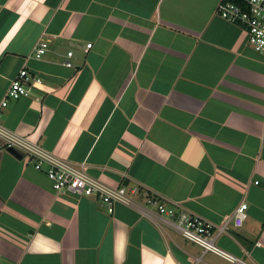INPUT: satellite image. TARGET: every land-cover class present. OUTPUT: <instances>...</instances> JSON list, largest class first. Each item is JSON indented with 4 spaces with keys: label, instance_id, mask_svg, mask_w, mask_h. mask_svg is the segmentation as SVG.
Here are the masks:
<instances>
[{
    "label": "crops",
    "instance_id": "0c3cea01",
    "mask_svg": "<svg viewBox=\"0 0 264 264\" xmlns=\"http://www.w3.org/2000/svg\"><path fill=\"white\" fill-rule=\"evenodd\" d=\"M220 2L0 0V102L21 69L40 80L0 123L139 205L219 227L245 201L214 244L264 264V57ZM0 264L230 263L132 207L54 191L0 144Z\"/></svg>",
    "mask_w": 264,
    "mask_h": 264
},
{
    "label": "built area",
    "instance_id": "2783aa9c",
    "mask_svg": "<svg viewBox=\"0 0 264 264\" xmlns=\"http://www.w3.org/2000/svg\"><path fill=\"white\" fill-rule=\"evenodd\" d=\"M216 11L221 19L241 27L246 32L248 45L255 53L264 57V0H241L239 5L221 0ZM46 49L45 43L38 44L33 51V57L40 59ZM71 56L72 53L67 54L68 58ZM64 66L72 68L69 61L65 62ZM39 83L40 80L37 77L31 75L26 69H21L11 81L4 99L0 102V120L9 101H17L29 96L33 85ZM0 141L5 149L17 150L36 171H42L56 192L70 190L77 196L96 198L106 207L108 214L113 213L115 204L127 205L139 211L144 217L153 220L157 226L170 229L183 240L199 247L203 254L212 253L230 264H247L221 251L214 244L215 238L225 234L230 224L234 228H240L243 225L248 209L245 201H242L219 227H214L176 204L168 207L165 203L150 198L144 205H139L126 193L124 187H110L93 179L85 172V165L75 167L49 154L27 139L8 131L1 123ZM135 192L132 190L131 194Z\"/></svg>",
    "mask_w": 264,
    "mask_h": 264
},
{
    "label": "water",
    "instance_id": "95a60500",
    "mask_svg": "<svg viewBox=\"0 0 264 264\" xmlns=\"http://www.w3.org/2000/svg\"><path fill=\"white\" fill-rule=\"evenodd\" d=\"M0 144L3 146V143H0ZM6 151L17 160H23L24 159V155L15 149L8 148V149H6Z\"/></svg>",
    "mask_w": 264,
    "mask_h": 264
},
{
    "label": "trees",
    "instance_id": "16d2710c",
    "mask_svg": "<svg viewBox=\"0 0 264 264\" xmlns=\"http://www.w3.org/2000/svg\"><path fill=\"white\" fill-rule=\"evenodd\" d=\"M224 2H230V3H234L236 5H239L241 3V0H223Z\"/></svg>",
    "mask_w": 264,
    "mask_h": 264
}]
</instances>
